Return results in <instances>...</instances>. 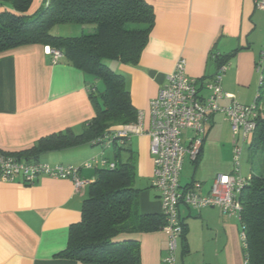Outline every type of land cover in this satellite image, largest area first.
Instances as JSON below:
<instances>
[{"label": "crops", "instance_id": "0c3cea01", "mask_svg": "<svg viewBox=\"0 0 264 264\" xmlns=\"http://www.w3.org/2000/svg\"><path fill=\"white\" fill-rule=\"evenodd\" d=\"M40 1L35 0L33 9ZM146 1L155 14L148 43L137 65L119 66L132 103L143 115L141 127L146 133L133 135L121 158L125 162L133 157L135 187L141 190L140 212L162 215L159 194L152 187L154 166L147 134L151 101L180 58L186 60L190 78L213 77L218 67L210 54L215 51L230 56L223 90L239 103L252 104L259 95L257 65L264 51V14L256 9L254 0ZM11 8L10 3L0 1V11ZM85 30L82 28L83 33ZM90 31L94 32L93 26ZM46 49L28 45L0 53V150L4 152L30 150L41 139L69 130L80 134L96 116L89 86L98 87L100 81L65 58L54 64ZM230 103L222 101L223 105ZM189 136L191 132L185 131L184 141ZM88 147L93 146L46 152L39 160L52 166H80L87 161ZM232 148L231 124L223 114H215L197 162L185 160L181 186L196 182L201 186L199 194L208 195L216 177L232 171ZM96 172L83 169L81 176L94 181ZM88 190L76 192L71 180L47 176H40L32 185L20 179L10 183L0 179V264H85L59 254L67 248L70 228L82 220ZM193 209L180 205L187 232L179 243L177 264H246L237 218L225 215L219 207ZM134 238L141 243L142 264H162L168 247V233L163 228Z\"/></svg>", "mask_w": 264, "mask_h": 264}, {"label": "trees", "instance_id": "16d2710c", "mask_svg": "<svg viewBox=\"0 0 264 264\" xmlns=\"http://www.w3.org/2000/svg\"><path fill=\"white\" fill-rule=\"evenodd\" d=\"M0 1L12 6L0 11V53L28 45L59 49L69 64L93 76L104 88L99 93L98 87L89 86L96 116L84 125L82 133L69 130L53 134L30 150L8 154L39 159L50 151L95 147L92 142L138 120L125 76L114 72L105 61L139 63L155 23L154 9L146 0H42L34 9L35 0ZM60 24L90 25L94 32L78 37L53 35V28ZM210 58L219 69L229 64L230 56L214 51ZM260 59L263 69L256 102L264 108V51ZM125 145H114V169L97 170L82 207V220L70 228L67 248L60 257L85 264H142L141 243L134 235L155 232L166 225L163 214L140 212L141 190L135 187L133 157L125 162L121 158ZM250 148L264 154V117L258 121ZM251 175L240 195L241 217L246 227L248 264H264V168ZM182 224L184 240L187 227ZM245 254L244 250V258Z\"/></svg>", "mask_w": 264, "mask_h": 264}, {"label": "built area", "instance_id": "2783aa9c", "mask_svg": "<svg viewBox=\"0 0 264 264\" xmlns=\"http://www.w3.org/2000/svg\"><path fill=\"white\" fill-rule=\"evenodd\" d=\"M254 3L257 10L264 11V0H254ZM46 52L54 64L64 58V53L59 49L47 46ZM227 68L228 65H223L209 79H193L186 74V60L180 58L174 71L167 76V83L150 103L151 122L147 134L151 137L150 153L154 166L152 187L159 194L166 219L163 229L168 233V247L162 264H177V252L184 232L181 204L194 209L219 207L225 215L237 218L241 224L240 239L248 264V244L246 227L241 217L243 206L240 195L252 175H244L241 166L244 146L255 134L259 119L264 117V108L257 104V99L251 105L239 103L234 95L223 90L222 80ZM262 69L263 60L260 59L258 73L261 74ZM223 100H231V103L223 105ZM218 113L223 114L231 124L233 169L230 173L219 174L211 192L202 196L198 192L201 187L199 183L182 187L180 176L186 158L197 162L210 122ZM142 120L143 115L139 113L135 123L124 125L92 144L104 150L115 144L123 146L133 135L146 133L141 127ZM185 131L191 132L187 141H184ZM103 155L89 159L80 166H52L39 159H25L0 150V179L7 183L20 179L28 185L34 184L40 176L67 179L71 180L76 192H81L93 182L81 176L83 169L97 171L116 167L115 162Z\"/></svg>", "mask_w": 264, "mask_h": 264}, {"label": "rangeland", "instance_id": "374dc122", "mask_svg": "<svg viewBox=\"0 0 264 264\" xmlns=\"http://www.w3.org/2000/svg\"><path fill=\"white\" fill-rule=\"evenodd\" d=\"M41 3H42V1H40L39 4H41ZM262 12L264 14V11H262ZM82 28H87V30H85V32L83 33ZM90 28H91L90 25H86L85 27H83L82 25H77V24H60V25H57L53 28L52 34L56 35V36H60V37H78V36H81L83 34L92 33L90 31ZM262 32H261V41H262V45H263L262 48H263L264 47V26H263ZM105 64L107 66H109L114 72L120 74L119 73V70H120L119 66L122 64L121 62L116 61V60H106ZM258 74H259V79H260L261 78L260 72ZM97 85H98V89H99V93H100L104 89L103 84L100 82H97ZM259 87H260V85H259ZM258 93H259V91H258ZM255 101L253 103H255ZM232 144H233V134H232ZM251 144H252V136H251L249 142L246 143L244 146V153H243L242 166H241V169H242V172L244 175H248L250 173L258 171V168H260V167L264 168V154L262 152L260 153V151L252 150L250 148ZM231 150H233V148ZM102 154H104L103 156L110 159L111 161L116 160L114 148L104 150L101 146L88 147V152L86 153V158H87V160H89V159H93L97 156H101ZM41 161H42V159H41ZM193 210H195V209H193ZM236 221L239 224L240 232H241V224L238 221V219H236ZM240 241H241V239H240ZM244 263H246L245 258H244Z\"/></svg>", "mask_w": 264, "mask_h": 264}]
</instances>
